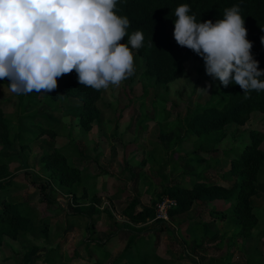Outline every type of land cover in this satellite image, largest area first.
Instances as JSON below:
<instances>
[{
    "label": "rangeland",
    "instance_id": "rangeland-1",
    "mask_svg": "<svg viewBox=\"0 0 264 264\" xmlns=\"http://www.w3.org/2000/svg\"><path fill=\"white\" fill-rule=\"evenodd\" d=\"M133 56L135 75L123 81L121 86H110L103 91L97 103L101 117L92 122L90 130L82 129L79 113L62 109L64 106H81L80 100L53 99L52 91L40 95L35 92L16 94L10 91L7 78L0 80V103L5 113L10 116L18 112L19 124L22 116L31 118L19 130L34 134L45 129L50 118L57 122L51 126L57 134L56 146L64 151L72 166L80 168L82 179L89 188L87 198L79 200L77 205L88 206L96 199L99 200L96 206L104 212L102 221L93 229H88L85 221L68 223L71 196L57 185V205L48 208L38 184L32 179L39 182L50 176L39 156L43 141L51 138L44 135L34 141L32 135H27V147L23 148L16 142L18 133L15 129L13 145H1L0 139V157L9 163V171L22 185L8 199L37 208L43 218H53L46 233L26 231L20 232L15 240L6 238L0 246V264H112L126 254H131L134 263L138 264L135 258L138 251L127 247L131 235L127 224L147 228L141 234L148 239V245L139 252L142 264H264V237L260 235L264 232V174L258 185L259 195L254 198L258 224L250 237L235 235L231 220H216L208 210L204 211L207 209L204 205H196L186 214L176 216V222L169 223L171 229L165 231H158L159 222L133 223L125 215L131 204L139 211L154 207L164 185L183 171L184 163H177L178 156L189 154L207 143L205 152L246 145L250 142L247 130L257 123L252 120L243 127L229 125L224 129L221 141H217L218 134L213 133L194 142L177 143L179 137L186 135L189 116L203 107L217 106L230 86L224 87L219 80L208 76L205 64L197 61L188 62L178 78L165 86L154 78L145 77L144 59L136 53ZM67 81L68 78L61 80L60 77L58 85ZM202 88L208 93L198 91ZM7 118L16 124V119ZM260 118L258 116V120ZM261 148L264 151V143ZM230 161V158L220 157L219 163H207L201 170L212 168L211 176L218 179L217 174L226 172ZM138 176L140 179L136 181ZM224 184L231 185L232 182ZM231 205H218V209H228ZM173 206L174 200L167 198L163 203L158 202L155 208H159L161 216ZM109 213L121 224H110ZM198 218L208 224L211 232L220 235L218 240L211 241L210 236H203L202 223L194 229ZM196 235L202 236L197 240ZM218 243H222L220 250L216 248ZM60 244L62 249L58 252L56 246ZM102 244H106L105 248H99ZM40 258L47 262L38 261Z\"/></svg>",
    "mask_w": 264,
    "mask_h": 264
},
{
    "label": "trees",
    "instance_id": "trees-1",
    "mask_svg": "<svg viewBox=\"0 0 264 264\" xmlns=\"http://www.w3.org/2000/svg\"><path fill=\"white\" fill-rule=\"evenodd\" d=\"M180 4H188L191 8L189 14L195 15L196 20L201 22L206 20L215 22L217 19H222L224 9L239 5L247 29L246 38L253 45L252 55L259 61V68L264 70V43L261 42V38L264 37V0H118L116 11L118 15L128 17L129 35L136 30L143 32L144 46L138 50L133 49L132 53L144 59L143 75L145 77L154 78L157 83L168 86L178 78L188 62L197 61L204 64L200 56L186 47L179 46L174 39V12ZM120 42L127 43V37ZM64 78H68L67 83L58 85L57 89L52 91V98L80 100L81 106H64L62 109L66 112L79 113L82 129L90 130L92 122L101 117L97 103L102 98L104 90L97 91L81 85L75 70L62 76L61 80ZM229 86V91L223 95L224 100L217 106L203 107L199 112L189 116L186 135L179 137L177 143H183L185 140L194 142L200 137L213 133L218 134L217 141H221L227 126L235 124L243 127L255 120L257 123L247 130L250 142L225 150L210 149L209 152H205L206 145L209 143L201 144L191 153L178 156L177 163H184L183 171L164 185L162 193L153 203L154 207L142 208L139 211L134 204H131L127 208L125 215L133 223L154 221L160 223L158 231L169 230L171 229L169 223H175L176 216L186 214L196 205L199 207L204 205L207 207L204 211L208 210L216 220H231L235 235L252 236V230L258 224V217L254 213V198L259 195L258 185L260 177L264 174V151L261 148L264 143V91H251L250 99H245L239 85L230 83ZM32 97L28 96V98ZM258 116H261L259 120ZM7 117L16 119V124L11 123ZM18 119V112L8 116L3 104L0 103L1 145H13L12 133H15V129L18 133L17 141L16 136L13 135L15 141L23 148L27 147L25 144L27 135H32L34 141L41 139L44 135L50 136L51 139L43 141L42 153L39 156L40 161L45 163L46 169L50 172V176L39 182L33 178L32 182L38 184L46 205L50 209L57 205L55 194L58 189L55 185L65 190L71 196L69 207L72 211H67V222L85 221L88 223V229L95 228L102 221L104 212L96 206L99 203L96 199L88 206L77 205L79 200L87 198L89 188L82 179L83 172L80 168L72 166L64 151L56 146L57 134L52 131L51 126L56 125L57 122L50 118L45 129L41 128L40 132L29 134L19 128L31 118L22 116L20 124ZM220 157L230 158L231 161L226 172L217 174L218 179L211 176L212 168L206 167L201 170L207 163H219ZM8 166L9 163L0 157V246L6 238L17 239L20 232H48L50 219L53 218H43L37 208L8 199L10 194L22 187L15 181L14 174L9 171ZM139 179L140 176L135 180ZM230 181L231 185L224 184ZM167 198L174 200L175 206L167 210L168 220L158 219L159 208L155 207L158 202L163 203ZM228 203L232 204L230 208L218 209V205L225 206ZM107 218L110 224H121L112 213H109ZM197 221L194 229L202 223L201 218ZM201 225L204 229L203 236H210L211 241L218 240L220 235L211 232L208 224ZM127 227L131 234L127 247H134L135 251H138L135 258L138 259V264H142L143 258L140 257L139 252L148 245V239L141 234L147 228H137L131 224H127ZM260 235L264 237V232ZM201 236L196 235V239H200ZM106 244H102L99 248L102 246L105 248ZM216 248L220 250L222 243H218ZM61 249V244L56 246L58 252H61ZM102 251L107 256V252ZM124 257L112 264H135L131 254H126ZM38 261L47 262L45 258H40Z\"/></svg>",
    "mask_w": 264,
    "mask_h": 264
},
{
    "label": "clouds",
    "instance_id": "clouds-1",
    "mask_svg": "<svg viewBox=\"0 0 264 264\" xmlns=\"http://www.w3.org/2000/svg\"><path fill=\"white\" fill-rule=\"evenodd\" d=\"M117 3L0 0V80L7 78L16 94H44L75 70L78 82L94 90L121 86L135 75L132 50L144 46V35L140 30L129 35L130 21L117 14ZM190 12L188 4L175 8L177 44L200 56L206 74L224 87L239 85L245 99L251 91H264V70L252 55L239 5L224 9L215 22L197 21ZM124 37L127 43L120 42Z\"/></svg>",
    "mask_w": 264,
    "mask_h": 264
},
{
    "label": "built area",
    "instance_id": "built-area-1",
    "mask_svg": "<svg viewBox=\"0 0 264 264\" xmlns=\"http://www.w3.org/2000/svg\"><path fill=\"white\" fill-rule=\"evenodd\" d=\"M158 211H159V209H158ZM157 218L158 219L168 220L167 211L165 212V214H161V216H160V213H159L158 216H157Z\"/></svg>",
    "mask_w": 264,
    "mask_h": 264
}]
</instances>
